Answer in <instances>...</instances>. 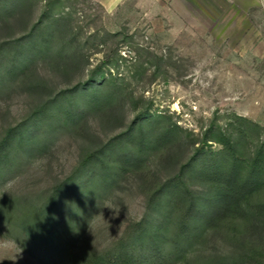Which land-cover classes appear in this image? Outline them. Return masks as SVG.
<instances>
[{"label":"trees","instance_id":"16d2710c","mask_svg":"<svg viewBox=\"0 0 264 264\" xmlns=\"http://www.w3.org/2000/svg\"><path fill=\"white\" fill-rule=\"evenodd\" d=\"M40 1H45L43 7L30 21ZM67 7V0H0V32L10 30L0 37V88L20 81L36 102L0 137V181L20 165L18 156L48 149L46 138L57 129L84 142L71 175L46 196L0 191V231L48 264H170L186 257L184 248L194 237L233 232L241 249L254 250L251 255L258 253L264 264V138L254 136L259 124L238 115L225 126L213 122L200 139L189 141L193 153L173 175L146 185L153 220H139L132 232L105 250L82 253L70 248L85 203L81 197L91 184L113 185L122 172L137 171L148 150L167 143L165 162L172 166L179 152L172 144L182 129L177 123L162 125L167 115L153 114L150 104L135 101L128 77L112 70L118 59L93 64L90 45L104 35H85ZM18 23L23 28L12 31ZM107 35L120 37L122 43L129 37L122 31ZM139 66L133 78L148 72L146 62ZM53 75L81 78L55 88L46 77ZM128 102L135 114L126 124ZM92 116L104 134L93 130ZM71 203L77 208L72 210ZM172 228L176 232L169 239Z\"/></svg>","mask_w":264,"mask_h":264},{"label":"rangeland","instance_id":"374dc122","mask_svg":"<svg viewBox=\"0 0 264 264\" xmlns=\"http://www.w3.org/2000/svg\"><path fill=\"white\" fill-rule=\"evenodd\" d=\"M44 2L37 3L30 21L37 18ZM67 6L85 35L98 32L105 36L90 45L93 64L118 59V67L112 70L128 77L135 101L150 104L153 114L167 115L162 125L177 123L182 129L179 140L172 144L179 151L172 166L165 162L167 143L148 150L139 169L122 172L113 185L91 184L92 189L81 197L85 203L69 241L72 250L85 253L110 248L132 232L139 220H153L146 185L173 175L193 153L189 141L200 139L213 122L225 126L236 115L243 116L261 126L254 136L264 138V0H121L115 11L107 0H67ZM22 28L18 23L12 31ZM7 31L0 32V37ZM120 31L129 36L124 43L119 42L120 37L107 35ZM142 62L148 65V72L133 78ZM41 68L49 74L47 66ZM46 77L55 88L81 78ZM35 103L20 81L3 85L0 137L10 124L26 117ZM128 103L126 124L135 114ZM91 125L104 134L95 116ZM46 140L48 149L18 156L20 165L0 181L1 192L38 198L67 180L84 142L64 129L52 132ZM180 142L185 144L183 148ZM192 189L200 188L194 185ZM71 204L72 210L77 208ZM175 232L172 228L169 239ZM234 237L233 232L203 233L184 248L185 258L178 256L170 264H260V255H251L254 250L245 253L248 250L241 249ZM4 240L14 241L0 231V241ZM243 253L245 258H241ZM0 264L48 263L15 242L14 247L0 249Z\"/></svg>","mask_w":264,"mask_h":264},{"label":"clouds","instance_id":"9594fccd","mask_svg":"<svg viewBox=\"0 0 264 264\" xmlns=\"http://www.w3.org/2000/svg\"><path fill=\"white\" fill-rule=\"evenodd\" d=\"M121 0H107V4L112 11H115ZM15 242L12 240L0 241V249L7 250L10 247H14Z\"/></svg>","mask_w":264,"mask_h":264}]
</instances>
